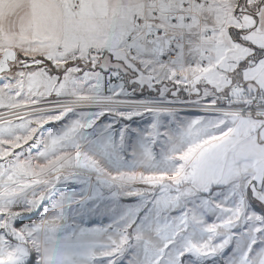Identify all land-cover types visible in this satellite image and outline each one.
<instances>
[{
  "label": "snow or ice",
  "instance_id": "snow-or-ice-1",
  "mask_svg": "<svg viewBox=\"0 0 264 264\" xmlns=\"http://www.w3.org/2000/svg\"><path fill=\"white\" fill-rule=\"evenodd\" d=\"M0 264H264V0H0Z\"/></svg>",
  "mask_w": 264,
  "mask_h": 264
}]
</instances>
